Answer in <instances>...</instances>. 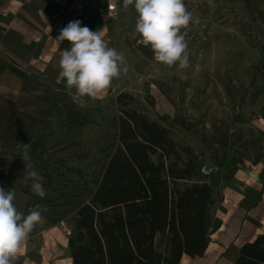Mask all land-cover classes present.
<instances>
[{"label":"rangeland","instance_id":"374dc122","mask_svg":"<svg viewBox=\"0 0 264 264\" xmlns=\"http://www.w3.org/2000/svg\"><path fill=\"white\" fill-rule=\"evenodd\" d=\"M184 4L194 20H199L181 30V34L187 31L189 68L181 70L156 62L151 47H145L136 32L138 13L134 5L125 11L123 0H119L120 17L109 24L113 47L124 55L128 71L113 80L102 98L89 100L83 107L69 97L68 105L85 118V127L65 126L59 114L50 119L41 116V112L34 117L27 115L39 120L31 125L28 119L19 117L21 142L29 128L25 141L31 136L36 139L30 144L36 145L28 152L43 178L46 196L40 198L32 192L31 181L24 182L23 149L17 151L2 174L0 188L15 190L14 204L25 216L36 204L49 209L42 213L43 221L28 240L53 228L68 239L65 229L72 231L77 221L71 212L73 206L84 202L98 212L121 208L135 252L140 254L143 247H149L156 228L149 199L134 189L106 196L98 193L94 185L117 145L120 108L116 100L121 94L137 102L124 110L139 111L161 124L180 149L193 150L202 167L212 148L218 146L214 143L225 145V150L218 147L225 154L226 165H254L264 155V133L254 127L255 122L264 120V21L244 0H213V6L208 0H184ZM62 81L60 85L65 87ZM48 109L49 105L44 110ZM182 123L185 129L180 126ZM85 183L89 184L90 193ZM82 192L85 195L79 198ZM221 210L217 203L213 213L217 216ZM156 244L162 248L160 237ZM28 259L34 264L44 262L35 250L16 264H30ZM69 261L68 252L62 251L60 257L53 256L46 264Z\"/></svg>","mask_w":264,"mask_h":264},{"label":"trees","instance_id":"16d2710c","mask_svg":"<svg viewBox=\"0 0 264 264\" xmlns=\"http://www.w3.org/2000/svg\"><path fill=\"white\" fill-rule=\"evenodd\" d=\"M244 1L253 12L249 0ZM258 17L264 21L263 15L258 14ZM69 97L64 87L50 89L45 96L50 109L41 116L50 119L53 114H59L65 126L83 128L85 118L68 105ZM136 103L129 95L118 96L117 145L107 157L94 185L98 193L106 196L134 189L149 199L156 228L148 260L143 261L136 255L121 208L98 212L80 202L71 211L77 219L68 237L71 264H181L184 258L204 257L211 236L222 226L212 218V210L217 203L223 202V173L229 166L242 163L226 165L223 153L218 171L204 175L200 158L190 148L180 149L165 127L150 121L139 111L124 110ZM65 111L69 114L65 115ZM19 117L28 119L30 125L39 121L23 114ZM180 126L186 128L184 123ZM29 131L24 133L19 150L23 149V144L36 140L31 136L25 141ZM35 145H30L29 150ZM214 145L225 150L223 143ZM263 159L264 155L258 157L254 165ZM71 170L67 169L68 172ZM84 186L90 193L89 184ZM80 194L79 198L85 195L84 192ZM158 234L170 237L167 256L154 248ZM236 264H264V235L240 249Z\"/></svg>","mask_w":264,"mask_h":264},{"label":"crops","instance_id":"0c3cea01","mask_svg":"<svg viewBox=\"0 0 264 264\" xmlns=\"http://www.w3.org/2000/svg\"><path fill=\"white\" fill-rule=\"evenodd\" d=\"M113 1L0 0V179L20 148L19 115L34 117L44 112L48 105L46 94L54 85L61 86L59 61L62 51L70 48V44L56 39L60 30L69 22L80 20L82 27L101 31L104 42L114 48L111 22L105 19L107 7ZM249 2L256 14L264 16V0ZM254 127L264 133V120L255 122ZM221 157V148L214 146L205 159L202 173L210 175L218 171ZM223 182L222 212L215 216L212 210V218L222 224L220 230L211 236L204 257L184 258L181 264H236L240 249L264 235V159L257 165L228 167ZM159 237L161 249L156 244ZM169 244V236L156 235L154 248L158 253L167 256ZM67 245L68 239L60 230H46L21 246L13 264L35 250L43 256L42 264H46L51 257H60L62 251L67 253ZM149 251L150 245L136 255L146 261ZM69 260L70 264V256ZM28 263L34 264L29 259Z\"/></svg>","mask_w":264,"mask_h":264},{"label":"clouds","instance_id":"9594fccd","mask_svg":"<svg viewBox=\"0 0 264 264\" xmlns=\"http://www.w3.org/2000/svg\"><path fill=\"white\" fill-rule=\"evenodd\" d=\"M213 6V0H208ZM134 5L138 13L136 32L141 43L151 47L156 62L167 67L178 66L184 70L190 67L187 30L194 20L184 0H123L124 10ZM74 20L60 30L56 39L68 41L70 48L62 51L59 61V76L65 81L67 94L79 106L89 100L102 98L112 86L113 80L127 73L124 55L104 42L101 31H92ZM30 144H23L21 159L25 164L24 182L31 181V190L40 198L46 196L43 179L35 169L29 156ZM16 192L13 188H0V264H13L18 259L21 246L39 225L48 212L45 205L36 204L25 216L14 204Z\"/></svg>","mask_w":264,"mask_h":264},{"label":"built area","instance_id":"2783aa9c","mask_svg":"<svg viewBox=\"0 0 264 264\" xmlns=\"http://www.w3.org/2000/svg\"><path fill=\"white\" fill-rule=\"evenodd\" d=\"M120 16V5H119V0H114L106 10V15L105 19L108 22H114L119 19ZM66 235L69 237L70 231L65 229Z\"/></svg>","mask_w":264,"mask_h":264},{"label":"bare ground","instance_id":"6f19581e","mask_svg":"<svg viewBox=\"0 0 264 264\" xmlns=\"http://www.w3.org/2000/svg\"><path fill=\"white\" fill-rule=\"evenodd\" d=\"M136 220H137V218H136Z\"/></svg>","mask_w":264,"mask_h":264}]
</instances>
